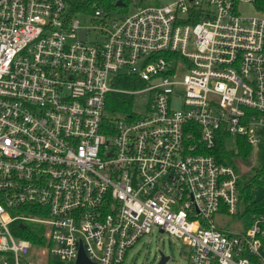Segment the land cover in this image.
<instances>
[{"label": "built area", "instance_id": "obj_1", "mask_svg": "<svg viewBox=\"0 0 264 264\" xmlns=\"http://www.w3.org/2000/svg\"><path fill=\"white\" fill-rule=\"evenodd\" d=\"M112 12L0 0V264L76 263L80 245L122 264L154 226L191 264H264V214L241 233L215 224L239 213V174L205 152L219 133L255 157L264 144V0ZM111 92L130 110L109 115ZM28 226L44 244L15 235Z\"/></svg>", "mask_w": 264, "mask_h": 264}, {"label": "rangeland", "instance_id": "obj_2", "mask_svg": "<svg viewBox=\"0 0 264 264\" xmlns=\"http://www.w3.org/2000/svg\"><path fill=\"white\" fill-rule=\"evenodd\" d=\"M176 0H128L126 12H133L137 6H161L174 3ZM239 10L244 15L255 14L254 7L251 4H242L239 6ZM117 11V12H116ZM118 10H113L112 16H118ZM125 13V12H122ZM88 20V19H86ZM136 89L145 87V83L142 81H136ZM126 88V87H123ZM148 98V93H142L133 97V110L137 112L144 111V104ZM181 101L177 98L173 106L180 108ZM226 147L234 150L236 149V138L229 137L226 139ZM257 155V153H256ZM236 164L239 168V174L242 180H245L247 176L254 174L253 167L258 165L257 157L252 153L249 158V164L241 162L236 159ZM264 181V175L261 178ZM253 193L257 199H264V185L256 184L253 188ZM243 203L241 202L237 215H229L226 213H217L214 216L215 224L234 233H241L245 230L247 222L244 220ZM39 246V245H38ZM159 252L165 256H169V260L166 264H191L190 262V248L186 245L182 239H179L167 232H161L158 227L154 226L151 234H145L139 241L127 250L126 257L122 264H157L159 260ZM260 253L264 256V248L260 249ZM52 264L60 263L56 258L51 259ZM51 264V263H48ZM66 264V263H65Z\"/></svg>", "mask_w": 264, "mask_h": 264}, {"label": "trees", "instance_id": "obj_3", "mask_svg": "<svg viewBox=\"0 0 264 264\" xmlns=\"http://www.w3.org/2000/svg\"><path fill=\"white\" fill-rule=\"evenodd\" d=\"M70 10L73 13H91L96 8H103L105 10H118L126 12L128 0H65ZM123 2V5H117V2ZM119 87H130L128 78L117 82ZM132 98L120 94V93H109L106 97V112L110 115L120 113L124 114L131 108ZM226 134L219 133L215 139V145L212 149L205 151L208 154L214 156L217 162H223L230 164L239 174V168L236 164V159H239L245 164H249V158L252 153V147L248 145L244 137H236V149L231 150L226 147ZM257 162L258 165L253 167L254 174L250 177L247 176L245 180L241 179L239 174L238 188L240 202L244 205V214L247 224L250 222L252 214H264V199H257L253 193V188L256 184L264 185V181L261 179L264 175V144L260 145L257 150ZM34 227V226H33ZM36 231L33 232L32 226L22 229L16 232L15 235L29 239L34 245L44 244V240L36 235ZM52 264V263H51ZM65 264V263H57ZM66 264H76L75 262Z\"/></svg>", "mask_w": 264, "mask_h": 264}, {"label": "water", "instance_id": "obj_4", "mask_svg": "<svg viewBox=\"0 0 264 264\" xmlns=\"http://www.w3.org/2000/svg\"><path fill=\"white\" fill-rule=\"evenodd\" d=\"M117 5H123V2L118 1ZM80 35L81 37H83V32H81ZM169 259V256H165L163 253L159 252V260L157 264H166ZM76 264H95L87 257L81 245L79 246V253L76 260Z\"/></svg>", "mask_w": 264, "mask_h": 264}]
</instances>
